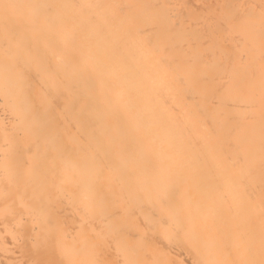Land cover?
Here are the masks:
<instances>
[{
  "label": "bare ground",
  "instance_id": "obj_1",
  "mask_svg": "<svg viewBox=\"0 0 264 264\" xmlns=\"http://www.w3.org/2000/svg\"><path fill=\"white\" fill-rule=\"evenodd\" d=\"M201 1L0 0V264H264V4Z\"/></svg>",
  "mask_w": 264,
  "mask_h": 264
},
{
  "label": "rangeland",
  "instance_id": "obj_2",
  "mask_svg": "<svg viewBox=\"0 0 264 264\" xmlns=\"http://www.w3.org/2000/svg\"><path fill=\"white\" fill-rule=\"evenodd\" d=\"M196 1H198V0H196ZM252 1H257L258 2V4H256L255 6H258L259 4H264V0H252ZM200 2L202 3L201 0H200ZM227 2H228L227 0H219V3L216 5V0H207V2L205 3V4L209 5L210 7H212L215 10V13H213V12L212 13L216 16V19H215L216 23H218V21H220V22L228 21L229 23H231V22L234 23V22H237L240 19L245 18V16H247L245 14L242 15L241 12L236 10L235 4L239 5L240 4L239 0L235 1L237 3L234 2L233 5H228ZM181 5H182V7H186V6H190L191 4H189L188 2L181 1ZM210 13L211 12H207V14H210ZM202 14H203L202 11L198 12L199 16H201ZM236 16H240V18L239 19H235ZM248 19H250V18H248ZM225 30H226V28H224L222 26H219V27H216V28L212 27V29L207 31L209 36L206 39L214 41V42L213 41L212 42H208L207 46H209L211 48H215L217 45H215L216 40H215L214 36H216V35L214 33H218L217 36L222 41L224 38H226V35H227V34H225L227 31H225ZM262 30H264V28L263 29L258 28L257 32L259 33ZM261 37H262V39H264V36H261ZM190 38L193 39L195 42H197L199 46H203L202 41L206 40L202 36L197 38L195 36L191 37L190 35H186L183 39L175 38V37H168V40H169L170 43H172L173 46H177V45L182 43V42H180L181 40H184V43H182V44H187L188 45V39H190ZM222 46L227 48V45L225 43H222ZM29 79H32V78L30 77ZM22 90H24V89L21 88V91ZM55 105H56V103L53 101V106H55Z\"/></svg>",
  "mask_w": 264,
  "mask_h": 264
},
{
  "label": "crops",
  "instance_id": "obj_3",
  "mask_svg": "<svg viewBox=\"0 0 264 264\" xmlns=\"http://www.w3.org/2000/svg\"><path fill=\"white\" fill-rule=\"evenodd\" d=\"M73 223H74V219H71V218L65 219L64 221H60V224L63 227L60 229L65 230V229L69 228V226L72 225Z\"/></svg>",
  "mask_w": 264,
  "mask_h": 264
}]
</instances>
